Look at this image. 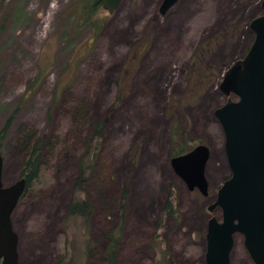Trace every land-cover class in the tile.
Wrapping results in <instances>:
<instances>
[{
	"label": "rangeland",
	"instance_id": "rangeland-1",
	"mask_svg": "<svg viewBox=\"0 0 264 264\" xmlns=\"http://www.w3.org/2000/svg\"><path fill=\"white\" fill-rule=\"evenodd\" d=\"M73 1L0 0V130L16 112L0 145L4 185L20 177L23 132L56 134L60 144L43 151L47 178L12 213L18 264H57L64 240L73 239L63 221L85 147L82 114L107 125L86 187L95 207L90 239L96 257L127 192L120 264H155L157 232L164 233L163 246L176 264H206L208 207L230 175L224 131L215 116L227 100L220 84L251 47L250 23L262 14L263 0H178L165 14L163 0H122L113 13L106 10L107 23L90 47L86 32L69 35L66 10ZM42 67L47 75L36 80ZM176 124L178 136L190 141L187 147L205 144L211 150L208 196L191 190L172 166ZM171 185L178 215L167 216L160 228ZM79 255L75 264H85ZM231 264H255L241 235Z\"/></svg>",
	"mask_w": 264,
	"mask_h": 264
},
{
	"label": "water",
	"instance_id": "water-1",
	"mask_svg": "<svg viewBox=\"0 0 264 264\" xmlns=\"http://www.w3.org/2000/svg\"><path fill=\"white\" fill-rule=\"evenodd\" d=\"M103 8L113 13L122 0H102ZM178 0H163L160 11L165 14ZM263 13L250 27L255 39L247 54L236 60L225 72L220 84L226 102L215 110L225 135V151L231 177L218 189L208 210L215 215L207 228L206 264H231L236 235L244 238V246L255 264H264V0ZM210 148L198 144L192 150L172 158L175 172L193 190L207 196L206 177ZM3 157L0 150V264H18L17 234L11 216L24 194L26 179L13 183L2 181Z\"/></svg>",
	"mask_w": 264,
	"mask_h": 264
},
{
	"label": "trees",
	"instance_id": "trees-1",
	"mask_svg": "<svg viewBox=\"0 0 264 264\" xmlns=\"http://www.w3.org/2000/svg\"><path fill=\"white\" fill-rule=\"evenodd\" d=\"M66 10L67 16L71 17L70 27L68 29L69 35L76 36L86 32V46L90 47L99 37L101 31L106 25L107 21L104 16L106 10L103 8L102 0H75L69 5ZM2 26H0V31ZM138 54V51H137ZM46 68H40L36 80L46 77ZM11 114L5 121L0 130V145L2 140L7 136L14 115ZM82 114V108L79 109L77 115ZM75 116V114H74ZM87 116V114H86ZM84 119L85 131V147L77 158V172L73 176L71 190L72 198L69 203L67 216L64 219V227L67 232L74 231L73 239L66 238L63 242L64 253L62 258L57 261V264H75L77 260V253L84 256L85 264H90L92 260H96L99 264H120L119 252L121 248V241L126 230V216H127V192L121 196L117 203L118 216L117 221L105 234V244L101 253V257L97 258L91 246V219L94 214V204L86 197V187L93 180L95 174L96 163L98 161L99 149L104 138L107 128L104 120L95 121L91 116ZM75 120V117L73 118ZM179 128L177 124L173 128L172 135L175 138L174 148L172 150V157L179 156L192 150L196 145L187 147L189 140L180 138L178 136ZM62 132L59 133V138ZM19 145L25 149V155L22 160L20 177L26 179V188L24 194L39 186L46 180V169L43 163V151H50L53 147L59 146L57 135L51 137L43 136L37 131L23 132ZM53 146V147H52ZM44 179V180H43ZM23 194V195H24ZM22 195V196H23ZM21 199V198H20ZM178 215L176 208V192L174 186L169 188V196L163 209L159 215V227H165V220L167 216ZM70 236V234H68ZM79 236V237H78ZM164 233L157 232L152 240V247L156 251L155 264H176L168 248L163 246L165 241ZM78 237V240H74ZM80 238L83 243L79 245ZM74 249V251H73ZM71 250V251H70ZM68 251L72 252L71 258H68ZM69 260V261H68Z\"/></svg>",
	"mask_w": 264,
	"mask_h": 264
},
{
	"label": "flooded vegetation",
	"instance_id": "flooded-vegetation-1",
	"mask_svg": "<svg viewBox=\"0 0 264 264\" xmlns=\"http://www.w3.org/2000/svg\"><path fill=\"white\" fill-rule=\"evenodd\" d=\"M102 2H103V1H102ZM262 13H263V12H262ZM197 145H198V144H197ZM225 152H226V151H225ZM210 157H211V156H210ZM226 157H227V155H226ZM209 160H210V159H209ZM227 161H228V158H227ZM208 162H209V161H208ZM228 165H229V163H228ZM229 168H230V166H229ZM206 177H207V175H206ZM230 177H231V169H230V175L226 178L225 181H227L228 179H230ZM207 180H208V178H207ZM225 181H224V182H225ZM208 182H209V181H208ZM224 182H223V183H224ZM222 185H223V184H222ZM222 185H221V186H222ZM221 186H219V187L215 190V193H214V195H215V199H216V194H217V192H218V189H219ZM210 193H211V190H210V185H209V194H208V195H210ZM208 195H207V196H208ZM217 210L221 212V216H222V211H221L220 209H217ZM217 210H216V211H217ZM209 213H210V212H209ZM209 215H210V218H211L212 215H215V212H214L213 214L210 213ZM215 216H216V215H215ZM221 216H220V217L217 216V217H218V218H221ZM209 220H210V219H209ZM208 224H209V222H208ZM242 237H243V236H242ZM235 241H236V240H235ZM243 243H244V238H243ZM234 246H235V245H234Z\"/></svg>",
	"mask_w": 264,
	"mask_h": 264
}]
</instances>
